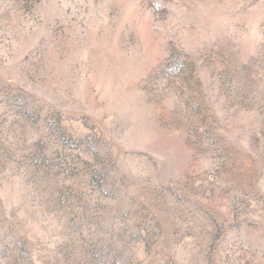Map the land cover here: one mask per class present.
Returning a JSON list of instances; mask_svg holds the SVG:
<instances>
[{"label": "rangeland", "instance_id": "1", "mask_svg": "<svg viewBox=\"0 0 264 264\" xmlns=\"http://www.w3.org/2000/svg\"><path fill=\"white\" fill-rule=\"evenodd\" d=\"M0 264H264V0H0Z\"/></svg>", "mask_w": 264, "mask_h": 264}]
</instances>
